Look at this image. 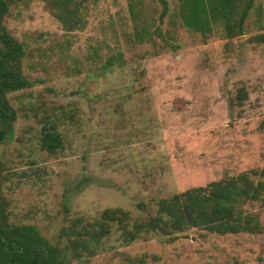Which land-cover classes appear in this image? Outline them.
Returning a JSON list of instances; mask_svg holds the SVG:
<instances>
[{
  "label": "rangeland",
  "instance_id": "374dc122",
  "mask_svg": "<svg viewBox=\"0 0 264 264\" xmlns=\"http://www.w3.org/2000/svg\"><path fill=\"white\" fill-rule=\"evenodd\" d=\"M75 1L61 21L44 0H11L2 22L31 83L6 94L16 115L0 143L7 221L62 247L69 218L121 209L141 220L225 175L264 182V0L230 38L220 21L206 37L185 27L178 0ZM50 128L53 153L40 145ZM244 209L264 227L263 202ZM175 236L125 243L114 226L93 257L67 264H264V232Z\"/></svg>",
  "mask_w": 264,
  "mask_h": 264
},
{
  "label": "trees",
  "instance_id": "16d2710c",
  "mask_svg": "<svg viewBox=\"0 0 264 264\" xmlns=\"http://www.w3.org/2000/svg\"><path fill=\"white\" fill-rule=\"evenodd\" d=\"M11 0H0V143L12 133L16 120L6 94L28 88L30 81L22 74L23 45L6 30L3 19ZM57 19L73 15L67 5L75 0H44ZM180 18L188 29L208 36L215 22H222L227 37L243 34L244 20L255 0H178ZM164 7L165 1L161 0ZM237 14L233 21V15ZM162 17V15H161ZM111 64V60L105 66ZM264 130V120L260 123ZM43 150L53 153L60 146V136L53 128L40 135ZM254 174V172H252ZM264 175V171L260 172ZM264 182L253 183L248 174L225 175L219 180L194 187L156 202V213L145 219H132L121 209H105L97 217L69 218L60 229L62 247L50 244L38 230L29 225L7 221L0 201V264H67V258L81 260L93 257L115 226L120 239L131 243L142 234L156 233L176 239V234L190 229H203L218 235L262 233L264 227L244 206L263 202Z\"/></svg>",
  "mask_w": 264,
  "mask_h": 264
}]
</instances>
